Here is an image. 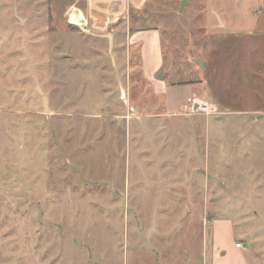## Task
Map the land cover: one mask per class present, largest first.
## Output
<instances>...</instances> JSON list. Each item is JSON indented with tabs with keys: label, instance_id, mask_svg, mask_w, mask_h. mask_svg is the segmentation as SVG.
Segmentation results:
<instances>
[{
	"label": "rangeland",
	"instance_id": "1",
	"mask_svg": "<svg viewBox=\"0 0 264 264\" xmlns=\"http://www.w3.org/2000/svg\"><path fill=\"white\" fill-rule=\"evenodd\" d=\"M245 2L148 0L131 16L162 29L167 67L191 68ZM50 6L0 0V262L48 246L64 264H194L219 219L264 263V122L247 139L230 132L219 156L213 134L194 140L187 122L205 128L207 116L154 112L124 35L58 30ZM177 122L178 153L160 128Z\"/></svg>",
	"mask_w": 264,
	"mask_h": 264
},
{
	"label": "crops",
	"instance_id": "2",
	"mask_svg": "<svg viewBox=\"0 0 264 264\" xmlns=\"http://www.w3.org/2000/svg\"><path fill=\"white\" fill-rule=\"evenodd\" d=\"M147 2L50 0L51 24L58 30L77 27V30L109 35L113 40L116 39V33L124 35L127 67H133L132 70L139 73L142 78L140 84L145 83L146 91L153 92L159 100L153 110L162 116L174 121H187L189 117L182 115L181 111L191 95L217 105V113L205 115V128L201 124L199 128L195 127L198 124L196 121L200 120L197 117L187 122L191 123L195 119L194 140L201 139L204 136L201 133L209 130L214 139L212 147L222 156L221 149L231 145L232 138H228L230 132H245L243 138L247 139L251 137L252 129L264 122V0H246L241 14L228 21L222 18L218 30L208 32L209 39L215 35L216 38L212 42L201 41L206 48L188 60L192 67L187 68L183 60L178 67H172L175 70L166 64L162 29L136 27L137 18L132 19L131 11L142 10ZM186 3L187 0H183V6ZM73 16L77 21L72 20ZM121 45L120 41L117 46ZM196 59L202 61L201 64ZM180 76H184V79H180ZM237 119H244L249 124L233 129L229 122ZM155 127L158 128V125ZM183 127L182 123L160 127L167 132L174 131L175 134L171 135L174 143L172 148L177 153ZM239 140L243 142V139ZM249 142H246V147L250 146ZM208 226L211 227L210 239H206L203 257L194 264H264L261 258L250 252L245 242L236 240L238 235L231 220L211 219ZM39 237L36 238L37 242L40 240L42 244V238ZM238 243H241L240 247ZM48 249V246L41 247V252L25 256L19 252L12 257L5 254L0 264H64V261L62 263L57 259L58 254H52ZM60 259L66 260L65 254Z\"/></svg>",
	"mask_w": 264,
	"mask_h": 264
},
{
	"label": "built area",
	"instance_id": "3",
	"mask_svg": "<svg viewBox=\"0 0 264 264\" xmlns=\"http://www.w3.org/2000/svg\"><path fill=\"white\" fill-rule=\"evenodd\" d=\"M184 108L189 114L210 115L219 111L217 105L209 103L197 95L189 96L184 103ZM237 246L240 247L241 243H238Z\"/></svg>",
	"mask_w": 264,
	"mask_h": 264
},
{
	"label": "water",
	"instance_id": "4",
	"mask_svg": "<svg viewBox=\"0 0 264 264\" xmlns=\"http://www.w3.org/2000/svg\"><path fill=\"white\" fill-rule=\"evenodd\" d=\"M182 6H183V4H182ZM195 61H197L199 64H201V62L202 61H200V60H198V59H196ZM46 101V100H45Z\"/></svg>",
	"mask_w": 264,
	"mask_h": 264
},
{
	"label": "bare ground",
	"instance_id": "5",
	"mask_svg": "<svg viewBox=\"0 0 264 264\" xmlns=\"http://www.w3.org/2000/svg\"><path fill=\"white\" fill-rule=\"evenodd\" d=\"M75 16V15H74Z\"/></svg>",
	"mask_w": 264,
	"mask_h": 264
}]
</instances>
